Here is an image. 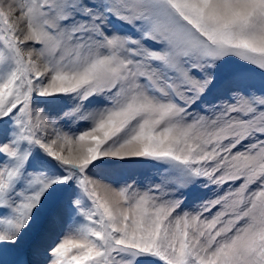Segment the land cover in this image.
<instances>
[{"label":"snow or ice","instance_id":"1","mask_svg":"<svg viewBox=\"0 0 264 264\" xmlns=\"http://www.w3.org/2000/svg\"><path fill=\"white\" fill-rule=\"evenodd\" d=\"M0 264H264V0H0Z\"/></svg>","mask_w":264,"mask_h":264}]
</instances>
